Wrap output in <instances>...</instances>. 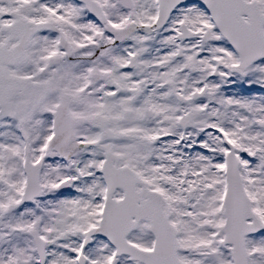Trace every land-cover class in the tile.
<instances>
[{"label": "snow or ice", "instance_id": "obj_1", "mask_svg": "<svg viewBox=\"0 0 264 264\" xmlns=\"http://www.w3.org/2000/svg\"><path fill=\"white\" fill-rule=\"evenodd\" d=\"M0 264H264V0H0Z\"/></svg>", "mask_w": 264, "mask_h": 264}]
</instances>
